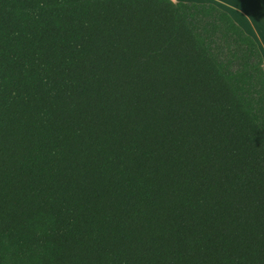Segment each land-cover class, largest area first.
<instances>
[{"label":"trees","instance_id":"16d2710c","mask_svg":"<svg viewBox=\"0 0 264 264\" xmlns=\"http://www.w3.org/2000/svg\"><path fill=\"white\" fill-rule=\"evenodd\" d=\"M0 264H264V66L212 3L0 0Z\"/></svg>","mask_w":264,"mask_h":264},{"label":"crops","instance_id":"0c3cea01","mask_svg":"<svg viewBox=\"0 0 264 264\" xmlns=\"http://www.w3.org/2000/svg\"><path fill=\"white\" fill-rule=\"evenodd\" d=\"M212 3L226 11L258 45L264 66V0H172Z\"/></svg>","mask_w":264,"mask_h":264}]
</instances>
